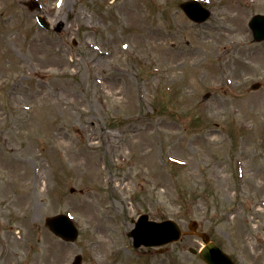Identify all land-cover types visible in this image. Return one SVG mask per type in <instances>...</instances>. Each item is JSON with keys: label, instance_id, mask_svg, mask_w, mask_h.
I'll return each mask as SVG.
<instances>
[{"label": "rangeland", "instance_id": "1", "mask_svg": "<svg viewBox=\"0 0 264 264\" xmlns=\"http://www.w3.org/2000/svg\"><path fill=\"white\" fill-rule=\"evenodd\" d=\"M186 1L69 0L50 23L44 8L60 0H0V42L13 36L0 44V264H205L188 252L202 246L194 235L163 253L134 248L142 214L182 232L196 221L234 264H264V41L248 27L264 0H197L203 24ZM34 34L48 52H34ZM105 36L129 46L112 42L98 64L88 51ZM56 93L75 101L70 114ZM60 214L73 243L45 226Z\"/></svg>", "mask_w": 264, "mask_h": 264}, {"label": "water", "instance_id": "2", "mask_svg": "<svg viewBox=\"0 0 264 264\" xmlns=\"http://www.w3.org/2000/svg\"><path fill=\"white\" fill-rule=\"evenodd\" d=\"M182 9L187 16L195 22H202L207 19L208 13L203 10L197 3H184ZM249 26L253 33L254 41L259 42L264 40V16H254ZM258 86H253L256 89ZM46 226L56 235L66 241H74L77 238V230L71 221L64 216H56L46 220ZM196 224L190 225V230L194 231ZM205 244L199 256L207 264H233L228 256L219 250L209 237L204 233H196ZM134 238L135 247L141 245H164L169 242L178 241L182 235L179 228L173 222H164L156 224L148 221L147 216L139 218L136 228L129 234ZM191 253L196 252L193 249ZM72 264H81V257L76 256Z\"/></svg>", "mask_w": 264, "mask_h": 264}, {"label": "bare ground", "instance_id": "3", "mask_svg": "<svg viewBox=\"0 0 264 264\" xmlns=\"http://www.w3.org/2000/svg\"><path fill=\"white\" fill-rule=\"evenodd\" d=\"M68 1L69 0H60L59 5H52L51 7L49 6V7L44 8L46 15H43V16L46 18H47V16L50 17L51 19H49V22H51V23H53L54 21H58V19H60L62 11L65 9V6L68 4L67 3ZM14 2H15V0H14ZM22 15L24 16V14H22ZM25 16L28 20L32 19V16L30 13H25ZM136 22H131V23H136ZM117 23L119 26L124 25V22L122 20H119V19L117 20ZM125 24L128 25L127 23H125ZM59 25H61V22H59ZM68 30H70V28ZM148 33L151 35V32H149V31H146V33L143 34L142 38L144 40H148V38H149ZM12 39H13V36H8L7 38L1 37L0 44L3 45L4 42L10 43ZM42 39L43 38L40 37L39 35H36V34L33 35V37H32L33 43L32 44H35V45H33L34 48H38V50L34 51L35 53H37V51L48 52L51 49L50 48L51 42L47 40L46 42H42V43H44L42 45V43H40ZM112 42L117 44L120 51H126L128 49L127 47L129 46V43L122 41L121 37L105 36L104 42H103V44L105 45V48H100L99 46H95V47L90 48L88 53L89 54H91L92 52H93L92 54L96 53L98 56V59H97L98 64L104 63L106 60L103 57L107 58L110 54L115 52V49L114 50H107V48L110 46V44H112ZM38 56L41 58L43 56V54H38ZM30 68H34L35 73L37 75H39L40 78H44V77H47L49 74H52V67L50 65L44 64V65L40 66L36 62V59H35L34 63L33 62L30 63ZM56 78H58V77H56ZM103 78L104 79L107 78V80L108 79L112 80L113 82L112 83L110 82L109 86L113 87L114 82H116L118 80V78H124V69L122 67L116 66L112 70H110L107 74H105L103 76ZM99 85L100 86L102 85L101 80H99ZM56 86L58 88L62 87V86H58V85H56ZM62 89H64V86ZM69 93H71V92H69ZM54 99H55L56 105H58V107L60 109H63L66 113L70 114L69 109L72 107V105H74V102H75L74 100L67 101L64 98L59 97V95H57V93L54 94ZM67 116H70V115H67ZM212 131H217V130H212ZM92 136L97 137V134H95V135L92 134ZM105 138H107V141L110 142L111 139H113V136H109V135L107 136L106 135ZM101 242H103V241H101Z\"/></svg>", "mask_w": 264, "mask_h": 264}]
</instances>
